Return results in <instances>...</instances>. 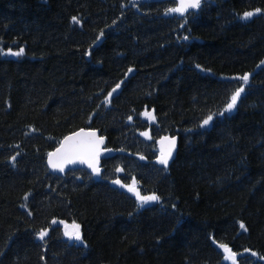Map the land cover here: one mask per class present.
<instances>
[{"label":"trees","instance_id":"obj_1","mask_svg":"<svg viewBox=\"0 0 264 264\" xmlns=\"http://www.w3.org/2000/svg\"><path fill=\"white\" fill-rule=\"evenodd\" d=\"M173 7L0 0V264H224L216 243L264 264V0ZM81 128L115 152L100 178L50 175L47 154ZM141 133L177 136L167 168ZM115 179L158 200L141 208ZM57 222L79 225L83 243Z\"/></svg>","mask_w":264,"mask_h":264},{"label":"snow or ice","instance_id":"obj_2","mask_svg":"<svg viewBox=\"0 0 264 264\" xmlns=\"http://www.w3.org/2000/svg\"><path fill=\"white\" fill-rule=\"evenodd\" d=\"M199 7H200V0H179L178 6L168 9V13H177L179 15H184V13L188 9L190 8L197 9ZM259 11H260L259 9L256 10V12ZM253 15H254L253 12H245L243 15V19H248ZM73 23L79 24L80 21L77 20L75 17H73ZM102 35L103 33H101V36ZM6 54L19 56L23 54V49H21L19 52H11V50H9V52ZM131 71L132 69H129V72ZM236 79H242L246 83L249 77L248 75H245L243 77H237ZM119 87L120 85L117 84L116 88H114L112 91L115 92ZM243 91L244 88L240 87L231 95L230 100L227 103L224 111L230 112L235 108L236 103ZM111 95L112 93H109L108 97L110 98ZM108 102L109 100L106 99L105 103ZM144 115L148 119H154V117H152L147 112H145ZM220 115H223V113H220ZM212 118L213 117L209 115L207 119L203 121V125H208L209 122L212 120ZM129 120H131V117H129ZM141 135L147 136V133H141ZM103 143H104L103 139L97 137V134L95 132H85L84 130H80L72 135L66 136L63 139V141L60 143V146L54 152H50L48 154V163L53 170L60 172H63L65 166L67 165H73L77 163L84 164L88 168H90L94 174L99 175L100 169L97 167L98 164L97 158L100 155V146ZM159 143L161 144V152L157 162L167 167L168 161L171 158L172 151L175 147V140L174 139L169 140V138L164 137L160 140ZM165 145H167V147H165ZM14 159L15 157H13V160ZM141 159H143V157H141ZM118 171H120V169H118ZM113 183L120 184V181L115 180L113 181ZM135 183H136L135 180H133V183L131 185L120 184V186L126 187L129 192L133 193L136 196L141 208L150 202H154L158 200V197L155 195L142 196L139 193V191L136 189ZM24 199H27V196H25ZM53 223H55V221H53ZM240 226L241 228H244L243 224H241ZM73 229L74 230L71 232L66 231L65 236H67L69 240L81 241L79 225L73 224ZM45 235L46 232L41 231L39 233V238L42 240ZM219 247L223 249L225 253V259L232 260L233 264H235L236 254L233 253L227 245H219ZM252 255H256V253H252Z\"/></svg>","mask_w":264,"mask_h":264},{"label":"water","instance_id":"obj_3","mask_svg":"<svg viewBox=\"0 0 264 264\" xmlns=\"http://www.w3.org/2000/svg\"><path fill=\"white\" fill-rule=\"evenodd\" d=\"M154 1H157V2H162V1H166V0H154ZM176 2H177V4H179V0H176ZM188 10H194V9H188ZM78 132V131H77ZM85 132H95L96 134H97V137H98V131H92V130H86ZM76 133V132H75ZM74 134V133H73ZM72 135V134H71ZM103 139V138H102ZM172 140V139H171ZM175 140V139H174ZM103 141H104V139H103ZM160 142V141H159ZM158 142V143H159ZM175 142H176V140H175ZM103 145H104V143L100 146V155L98 156V164H97V167L99 166V161L103 158V156H104V154H103V151H101V149H102V147H103ZM160 145V147H161V144H159ZM165 147H167V145H165ZM56 150V149H55ZM54 150V151H55ZM53 151V152H54ZM175 152H176V145H175V147H174V149H173V151H172V155H171V158L169 159V161H168V164L173 160V158H174V156H175ZM161 165V164H160ZM164 166V165H163ZM47 167H48V170H49V172L50 173H52V174H62L63 172H65L67 169H79V168H83V169H88L89 171H92L90 168H88L86 165H84V164H79V163H77V164H73V165H67V166H65V169H64V171L63 172H60V171H56V170H53L51 167H50V165H49V163H48V158H47Z\"/></svg>","mask_w":264,"mask_h":264},{"label":"rangeland","instance_id":"obj_4","mask_svg":"<svg viewBox=\"0 0 264 264\" xmlns=\"http://www.w3.org/2000/svg\"><path fill=\"white\" fill-rule=\"evenodd\" d=\"M74 229H73V226L72 225H63V233H64V235H65V232L66 231H68V232H71V231H73ZM67 237V236H66ZM68 238V237H67ZM219 245L220 244H217V247L222 251V254H223V262H224V264H233V261L232 260H226L225 259V253H224V251H223V249L221 248V247H219ZM236 256H235V261H236ZM235 264H236V262H235Z\"/></svg>","mask_w":264,"mask_h":264},{"label":"bare ground","instance_id":"obj_5","mask_svg":"<svg viewBox=\"0 0 264 264\" xmlns=\"http://www.w3.org/2000/svg\"><path fill=\"white\" fill-rule=\"evenodd\" d=\"M201 120V117H199L196 121H194V123L197 125L198 123H199V121ZM189 126H184L183 124H178V128L179 129H187ZM154 133V132H153ZM152 133V135H151V137H153V135H154V140L156 139H159L160 137H157V136H155V134H153ZM157 137V138H156Z\"/></svg>","mask_w":264,"mask_h":264}]
</instances>
